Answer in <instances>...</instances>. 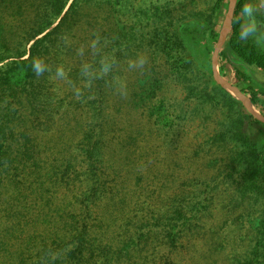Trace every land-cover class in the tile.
<instances>
[{"label":"rangeland","instance_id":"374dc122","mask_svg":"<svg viewBox=\"0 0 264 264\" xmlns=\"http://www.w3.org/2000/svg\"><path fill=\"white\" fill-rule=\"evenodd\" d=\"M217 1L87 0L38 67L65 133L105 127L90 184L115 191L108 209L117 231L125 222L118 246L128 252L119 264H264V198L243 188L236 142L264 159V128L242 125L238 106L213 89L242 105L219 72L230 0ZM262 1L249 0V15ZM229 58L225 82L264 91L263 72Z\"/></svg>","mask_w":264,"mask_h":264},{"label":"trees","instance_id":"16d2710c","mask_svg":"<svg viewBox=\"0 0 264 264\" xmlns=\"http://www.w3.org/2000/svg\"><path fill=\"white\" fill-rule=\"evenodd\" d=\"M70 1L0 0V264H119L128 256L127 245L118 246L125 222L117 231L116 215L108 209L115 191L90 184L101 172L104 125L88 126L83 135L71 126L65 133L58 108L49 107L42 81L37 82L50 45L87 0ZM248 3L236 1L219 54L226 81L222 62H230L229 57L264 73V50L245 27ZM234 67L239 83L248 82L249 76ZM234 86L264 117V91L250 83ZM213 89L238 106L242 125L264 128L223 89ZM228 132L231 138L239 135L238 129ZM236 142L243 188L264 198V159H253L241 135ZM261 208L256 228L262 238L264 202ZM261 254L257 262L263 263Z\"/></svg>","mask_w":264,"mask_h":264},{"label":"crops","instance_id":"0c3cea01","mask_svg":"<svg viewBox=\"0 0 264 264\" xmlns=\"http://www.w3.org/2000/svg\"><path fill=\"white\" fill-rule=\"evenodd\" d=\"M246 17H245V27L247 35L256 42V44L264 50L261 46V42H264V0L262 1V6L257 10L255 14L253 12L249 15L248 5L246 7ZM259 40L261 42H259ZM259 114V112H257ZM260 115V114H259Z\"/></svg>","mask_w":264,"mask_h":264},{"label":"water","instance_id":"95a60500","mask_svg":"<svg viewBox=\"0 0 264 264\" xmlns=\"http://www.w3.org/2000/svg\"><path fill=\"white\" fill-rule=\"evenodd\" d=\"M236 1H237V0H235V3H234V5H233V10H234V7H235V5H236ZM233 10H232V14H233ZM231 19H232V15H231ZM231 19H230V24H231ZM229 29H230V26H229ZM229 29H228V32H229ZM227 34H228V33H227ZM226 37H227V35H226ZM226 37H225V39H226ZM225 39H224V40H225ZM224 40H223V41H224ZM224 42H225V41H224ZM222 84H223V86H226L225 88H226L231 94H233L234 96H236V97L242 102V105L245 107V109L247 110V112H248L249 114H251V115H252L254 118H256L258 121L264 123V117H263L262 115H259V114H257V113H253V112H252V110H251L252 105H251L250 101H249L247 98L244 97V95L240 92V90H238L237 87H235V86H233V85H231V84H228V83L225 82L223 79H222ZM252 108H253V107H252Z\"/></svg>","mask_w":264,"mask_h":264},{"label":"bare ground","instance_id":"6f19581e","mask_svg":"<svg viewBox=\"0 0 264 264\" xmlns=\"http://www.w3.org/2000/svg\"><path fill=\"white\" fill-rule=\"evenodd\" d=\"M235 3V0H230V10H229V17H228V21L227 23L223 26V29H222V35H221V38H220V43L223 42V40L225 39L227 33H228V29H229V26H230V19H231V15H232V10H233V5Z\"/></svg>","mask_w":264,"mask_h":264}]
</instances>
